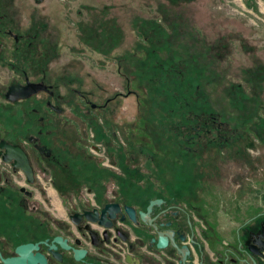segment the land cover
<instances>
[{"label":"flooded vegetation","instance_id":"af4514ba","mask_svg":"<svg viewBox=\"0 0 264 264\" xmlns=\"http://www.w3.org/2000/svg\"><path fill=\"white\" fill-rule=\"evenodd\" d=\"M48 24L37 13L24 20L15 0H0V107L8 108L0 113V144L18 146L28 169L4 160L6 147L0 145V264L17 257L24 259L18 264H183L176 244L185 243L192 250L190 264H244L240 245L251 232L264 234V221L250 228L237 220L230 245V225L219 222L214 198L200 194L197 182L193 197L183 199L187 183L179 177L155 179L149 170L144 175L133 169V144L110 152L103 142L88 143L86 125L105 122L111 104L134 91L104 99L101 78L89 72L85 80L81 71L56 67ZM11 87L36 91L13 99ZM199 119L204 128L194 135L210 136L208 144L182 145L180 129L171 149L181 148L188 156L230 140L217 116ZM79 124L85 129L77 149L67 134ZM103 170L112 176H101ZM160 234L168 237L163 248L157 247Z\"/></svg>","mask_w":264,"mask_h":264},{"label":"rangeland","instance_id":"374dc122","mask_svg":"<svg viewBox=\"0 0 264 264\" xmlns=\"http://www.w3.org/2000/svg\"><path fill=\"white\" fill-rule=\"evenodd\" d=\"M15 3L24 20L34 13L48 20L56 67L81 71L85 80L92 72L102 79L104 99L134 91L111 104L105 122L86 125L88 143L103 142L110 152L133 144V166L139 167L133 169L149 170L155 179L179 177L187 183L183 199L193 197L197 182L200 194L214 198L215 215L226 227L255 211L258 222L264 221V0ZM155 23L166 33L152 35ZM213 112L229 141L216 139L215 148L188 156L171 149L180 129L182 145L208 144L210 136L200 140L194 134L202 128L197 125L201 114ZM82 129L84 124L73 125L67 134L77 149Z\"/></svg>","mask_w":264,"mask_h":264},{"label":"water","instance_id":"95a60500","mask_svg":"<svg viewBox=\"0 0 264 264\" xmlns=\"http://www.w3.org/2000/svg\"><path fill=\"white\" fill-rule=\"evenodd\" d=\"M36 91V88L33 90H30V87H11L8 96L15 99L16 97L23 96L27 97L30 95L31 92ZM15 94V95H13ZM1 147H6V151L2 154L4 160L11 161L16 160L18 164L23 165V167H26L25 162L27 161V158L23 157V154L21 153V149L18 146L9 144L5 141L1 142ZM28 171V169H27ZM154 202L150 205L149 209H152V205ZM264 228V226H263ZM61 239V238H57ZM190 242L194 245H197L201 248V244L196 241L194 238L190 239ZM168 243V237L166 235L160 234V236L157 238V247L163 248ZM179 254L182 255L181 262L183 264H190L188 262V259L192 257V250L189 243H185L183 245L176 244ZM241 252L243 253V263L244 264H264V234H262L260 231L258 232H251L250 236L247 238L246 241L242 242L240 245ZM28 248V246H20L18 248V251H25ZM186 249V252L183 250ZM22 257L17 258H10L6 260V264H18L20 263ZM24 263V259L21 261Z\"/></svg>","mask_w":264,"mask_h":264},{"label":"crops","instance_id":"0c3cea01","mask_svg":"<svg viewBox=\"0 0 264 264\" xmlns=\"http://www.w3.org/2000/svg\"><path fill=\"white\" fill-rule=\"evenodd\" d=\"M256 195L254 194V195H252L251 197H255ZM254 200H256L255 198H253ZM257 199H259V198H257ZM262 208V205H260V209ZM257 210V209H256ZM257 211H255V213H256ZM249 214V216L248 215H245V219L243 220V222H246V224H245V226L246 227H250L251 228V226H253V225H255V222L258 220V218H257V214ZM231 228V231H229V234L227 235V241L230 243V245H232V243L235 241V226H233V227H230ZM206 245H207V243L206 242H204Z\"/></svg>","mask_w":264,"mask_h":264},{"label":"trees","instance_id":"16d2710c","mask_svg":"<svg viewBox=\"0 0 264 264\" xmlns=\"http://www.w3.org/2000/svg\"><path fill=\"white\" fill-rule=\"evenodd\" d=\"M149 23V22H148ZM161 27V24L160 23H155L154 25H152L150 28H149V31L151 32L152 35H158V34H164L166 33ZM184 72V71H182ZM211 115H217L215 112L209 114V115H205V116H211ZM202 116V114H201ZM185 129H188L187 127H184Z\"/></svg>","mask_w":264,"mask_h":264}]
</instances>
